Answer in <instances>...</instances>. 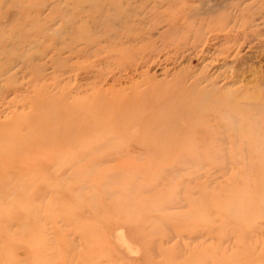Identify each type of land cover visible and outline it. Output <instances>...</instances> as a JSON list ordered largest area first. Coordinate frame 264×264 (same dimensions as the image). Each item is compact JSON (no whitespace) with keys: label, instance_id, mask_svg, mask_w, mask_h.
<instances>
[{"label":"rangeland","instance_id":"1","mask_svg":"<svg viewBox=\"0 0 264 264\" xmlns=\"http://www.w3.org/2000/svg\"><path fill=\"white\" fill-rule=\"evenodd\" d=\"M80 1L0 0V264H264V0L178 14L204 25L133 71L109 42L50 61L54 40L34 33L86 18ZM48 49L44 73L20 68Z\"/></svg>","mask_w":264,"mask_h":264},{"label":"bare ground","instance_id":"2","mask_svg":"<svg viewBox=\"0 0 264 264\" xmlns=\"http://www.w3.org/2000/svg\"><path fill=\"white\" fill-rule=\"evenodd\" d=\"M164 1L168 0H143L142 3L137 7L133 5L132 0H82L80 1V5L83 6L81 7L82 12H85V9H83L84 6L90 7L85 12L87 17H90L89 19H87L86 17L78 22V20L76 21L75 18H71L68 20V22L66 21V23L62 25L60 29H54L53 32L39 30L34 34L39 33V36L43 37V39L54 40L52 44L55 52L50 60L52 63L58 60V58L54 57L55 55L63 54L68 55L67 59L74 54L88 59L93 58L104 52V46H102V43L109 42V44L107 45L109 46L108 48H110L114 44L128 47L121 50L122 52H126L127 54L132 53L135 57L131 65H128L132 70L135 66L136 58L139 59L140 57H143L144 59H147L148 56H160L161 51L165 50L163 48H170L172 45L177 47L176 50L178 52V47L182 46L179 41L183 38L187 39L188 36L195 32L196 25H200V27L204 25L203 20H198L199 24H187L184 27H179L178 23L180 20L178 14L184 13L185 11L189 12V16L187 15L188 17L197 19L196 17L202 13L203 7L207 5L204 0L198 1L199 6L192 5L189 2L190 0H171V2ZM160 7L164 9H161ZM33 9L34 7L32 5L23 6V10L27 13H31ZM168 10L174 11L175 15L170 14L171 17H162L164 15H167ZM207 10H209L210 15L215 14L214 7H211ZM88 12L90 13L89 16ZM6 14L8 15V13ZM156 18H158V20H155ZM52 22L54 23V20ZM109 22H112V24H110ZM73 26L76 27L75 29H77V31L73 33L68 32L69 29ZM226 27L224 28V30L227 29ZM95 30H97L98 33H96ZM155 31L159 33L157 38H154ZM65 32L70 33V35L68 37L59 38V36L61 34H64ZM92 32H95L96 35L94 36ZM53 36H55V38H52ZM143 41L147 42L144 46L133 48L134 45L136 46L137 43ZM33 42L38 43L37 39ZM159 42L161 44L160 46H158ZM50 52L51 49H48L44 53L38 52L39 54H35L34 52L29 56L24 55L25 57L23 56L24 60L22 61L23 63L20 68H26L27 66L32 64V62L38 60L37 65L33 64L35 69L34 74L38 76L41 73H44L48 66L47 62L44 63L43 60L50 54ZM123 55L125 56L126 54L123 53ZM98 61L99 60L92 62V65L90 67L96 65L95 63ZM143 63L144 66H149V60ZM123 70L124 69H122L121 72ZM89 72L90 70L86 69L81 73L88 74ZM7 73H9V70L6 71V73L0 71V75H5ZM8 79L9 78H7V80ZM48 87L50 86L48 85ZM203 95L206 94L204 93ZM250 98L254 99L255 97L250 96ZM208 99L209 97H205L200 103V108H205L203 109L204 111L218 113L220 110H225L227 114H231L230 116L232 118V124L238 122V116H242V113H239V115L236 113L237 110L236 108H233L235 106L233 101H229L232 102V104H229V102H225V104H223L220 100L216 99L214 101H208ZM226 104L227 107L225 108L224 105ZM183 113L185 114V112H182L180 108L176 107V110L171 112V114L169 115L170 117L162 122L164 127L161 130L159 129L160 132H166V135L168 133L167 137L169 136L170 138V134H172L174 130L181 129L182 118L184 116ZM225 123L228 122L225 121ZM87 126H89V124ZM83 128L85 127L83 126Z\"/></svg>","mask_w":264,"mask_h":264}]
</instances>
